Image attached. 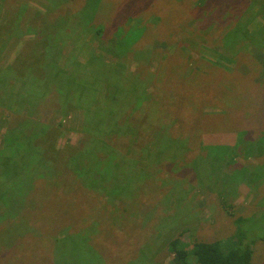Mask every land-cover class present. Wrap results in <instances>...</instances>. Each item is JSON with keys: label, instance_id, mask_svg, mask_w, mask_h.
Listing matches in <instances>:
<instances>
[{"label": "rangeland", "instance_id": "374dc122", "mask_svg": "<svg viewBox=\"0 0 264 264\" xmlns=\"http://www.w3.org/2000/svg\"><path fill=\"white\" fill-rule=\"evenodd\" d=\"M18 2L21 6L14 7ZM189 5L190 0L0 2V150L5 131L18 128L15 155L1 158L0 168L7 171L0 173V192L5 194L8 188L11 201L0 202V264H174L170 243L176 237L188 248L194 240L237 235L252 243V264H264V87L244 103L241 116H236L239 112L230 101L243 100L242 84L261 75L264 13L257 11L253 0H234L217 4L215 11L193 10L179 30H168L184 19ZM5 11L9 17L4 16ZM38 12L48 15L43 24L50 31L57 29L56 22L51 23L54 15L55 19L59 15L60 23L67 18L49 44L40 41L45 25ZM6 19L12 22L5 25ZM239 19L249 35L231 43L227 33ZM102 28L103 35L115 31V39L124 37L121 42L116 39L120 46L138 43V47L131 52H122L120 47L107 50L97 34ZM45 44L50 49L42 54ZM92 52L99 54L95 64L105 71L92 73L87 68L83 81L91 89L93 82L107 81L115 103L98 102L95 109L101 106V113L90 119L88 128L82 111L79 109L80 115L75 111L69 97L58 104L45 101L49 96L36 88L44 84L43 78L35 79L29 70L22 73L27 70L23 63L12 67L17 58L30 62L34 55L46 70L54 65L70 70L75 63L90 65ZM212 67L229 74L218 87L226 101H221L217 91L204 97V102H200L203 97L199 99L204 114L216 115L208 117L209 126L200 138H195L193 117L185 132L178 127L174 130L173 118L168 116L152 131L138 128L144 113L139 106L143 99L151 101L160 94L157 87L171 84L173 76L179 75L186 95L195 97L192 76L206 75ZM138 68L143 70V81ZM94 74L99 78L94 80ZM261 81L264 83V74ZM96 88L98 92L90 96L105 97L106 86ZM125 112L132 124L121 121ZM28 115L44 123L35 129L37 135L45 128L48 132L43 141L35 143L41 154H28L33 141V130L24 120ZM236 125L252 129L259 138L235 139L232 128ZM19 127L23 148L18 157ZM90 130L95 135L87 142ZM83 158L86 174L80 178L72 163ZM57 169L77 176L63 181L66 187L80 185V190L67 187L68 193H62L42 213L46 219L31 212L34 224L21 226L17 217L28 209L30 190L39 188V193H45L46 180ZM98 194L109 204L107 210L105 205L93 212L95 205L90 202ZM34 225L35 232L31 230Z\"/></svg>", "mask_w": 264, "mask_h": 264}, {"label": "trees", "instance_id": "16d2710c", "mask_svg": "<svg viewBox=\"0 0 264 264\" xmlns=\"http://www.w3.org/2000/svg\"><path fill=\"white\" fill-rule=\"evenodd\" d=\"M182 1H185V0H182ZM253 1L256 5L257 11L264 13V0H253ZM0 2L4 3V5H8L11 3V0H1ZM195 2L196 0H190V5H189L190 10L185 14L184 19L174 24L170 28H168V30H175V31L179 30V25H181V23H183L185 19L187 20L189 18V15L192 14L193 10L210 12L214 9L215 11L217 4H220V5L230 4L234 2V0H198L197 5L195 4ZM251 4L252 3L250 2L249 6H251ZM18 5L21 6L20 2H18V4L13 5V6L17 7ZM25 13L26 11H24V14ZM38 14L42 18V25H45L43 30L41 31L42 39L40 41H46V43L49 44L52 41V35L56 36V33L60 30L59 26L62 27V24L67 22L66 21L67 18L66 20L64 19L63 23H60V21H58L59 15H57L56 19L54 15L52 17L51 23L56 22V24L54 23V27H57V29L50 31L47 28L46 24H43L44 19H45L44 17H47L48 15L44 16L40 12H38ZM85 15H86V8H85ZM4 16L9 17V13L6 12ZM22 17H23V12H22V15H20L19 17L20 23H22ZM241 21L242 20L239 19L236 22V24L232 26L231 30L227 33L231 37L229 42L234 43L236 37H242V38L248 37L249 31L247 29V26L244 22H241ZM11 22L12 21H9V19H6L4 24L7 25ZM34 23H35V26H37L36 20L34 21ZM263 30H264V26L261 28V31ZM102 31H103V28L102 30L101 29L98 30L97 34L100 38H103L102 39L103 41H105L107 50H111V48L120 47V50L122 52H125V51L131 52L132 50H134V48L138 47V43L135 45L126 43L125 45L120 46L118 42H121L122 40H124V37L121 39L116 38L118 40L117 42L115 39V31H113L110 35H103ZM48 44H45L42 46L44 47L43 48L44 52L42 54H45L46 49L48 50L50 49V48H47ZM239 52L241 53L242 51H239ZM240 53H237V54H240ZM32 57H34L35 60L30 61V62H26V60H22V58L19 57L15 61V66H12V67L16 68L18 64L20 65V63H23L24 65H26L27 70H24L22 73L27 72L29 70L31 71L30 73L31 76H33L35 79L43 78L44 84L43 85L37 84L38 86H36V88H39L40 90L39 94L49 96V98L48 97L45 98V101H51V102H54V104H58V102L60 103L63 100V98L67 99V97H69L71 103H73L74 106L77 107L75 111L78 114H79V109L82 111L81 118L85 122V124L91 122L90 119H92L93 116L97 118L99 116L98 113H101V110H99L101 106L95 109L96 104L98 102L102 101V103H104L105 100H110L115 103L114 98H113L114 96L113 92L110 90L111 84H109L107 81H100L99 83L93 82L92 89L89 87L90 85L89 83H86L85 81H83V73L87 71V68H89V70L92 73H102L105 71V70H102V71L100 70L98 63L95 64V62H99L100 60V56L96 52L91 53V57L88 61V63L92 66L82 64V63H77V64L75 63V65L72 66L70 70H68L66 67L60 68L59 65L57 66L54 65L51 68L46 70L44 68V65L40 57L36 58L34 55ZM260 67H261L260 69L261 75L257 76L258 78L251 80L249 84H246V85L242 84V86L244 87L243 100H239V99L230 100L233 103V105H235V109L239 112L236 116H241L244 114L245 105L249 102L248 99L251 96H253L257 91L263 89L264 87V83L261 81V77L264 74V67L263 66H260ZM212 68L213 69L210 70L209 73L206 75L199 73L196 76H192V78H194L193 79L194 81H191V82L195 85V89H196L195 97L186 95L188 93L185 92V88H184L185 84L183 83V80L179 75L173 76V78L171 79V82H172L171 84L166 86V84L164 83L162 84L163 86L157 87V90L160 92V94L156 98H154L155 95L152 94L154 99L152 98L153 100L151 101H148L149 99L147 98L143 99L144 100L143 103L139 106L140 108L144 109V113L142 114L140 121L138 122V125H137L138 128L143 131V126H144V130L149 129L152 131L154 127L157 128L160 120L164 116H168L170 118H173L171 127L174 130L176 127H178L179 130L185 132L190 127V124L188 121L193 117L194 118L193 120H196L194 123L197 127L196 129L193 128L195 138L196 136H197L196 139L200 138V133L203 132L207 126H209L208 122L210 121V119H208V117H213L216 115L204 114L203 110L200 109L201 104L199 105L198 101L201 97L203 98L205 97L208 99L209 94L216 92V91L220 92L219 96H221L223 92L220 91L218 87L222 83L224 84V81L226 82V76L229 75L226 71L220 68H216V67H212ZM136 71H138V74H137L138 77H140L141 81H143V70H139L138 68L136 69ZM99 76H100L99 74L92 75V77L95 78L94 80L99 78ZM102 85L106 86L105 97L100 98L99 96L96 99L92 98L90 96L91 92H94V93L98 92L96 86L100 87ZM205 98L200 102H204ZM222 98L223 99H221V101L224 103L226 101L225 96L222 95ZM242 104H244V108ZM133 108L136 109L137 108L136 105H134ZM31 109L33 108L30 107L29 110ZM127 113L128 112H125V114ZM234 119H236L235 120L236 122L240 121L239 117H235ZM24 120H25V123L27 124V128L33 130V141L32 142L30 141L31 149L29 150L28 154H38V151L40 153L41 147L40 145H36L35 143L40 140L43 141L45 136L48 134V132H45L46 128L43 131V133H41L40 135H37V133L35 132L36 128L38 127L40 128L44 124L43 121H41L40 119H37V118L32 119L28 115L27 117H25ZM121 121L122 122L127 121L132 124L131 121L133 120L130 118L129 114H127L121 117ZM89 125L90 124L86 125L87 128ZM20 128L21 127H19V130H18V157L20 155L19 151H21L23 148V143L21 142L22 137L20 136L21 135ZM17 129L18 128H10V129H7V131H5V134L3 136V143H2L4 147L0 150V167L3 166V161L1 162V158H7L9 155H15L13 142L15 141L14 133H16ZM232 129H234L235 139L238 136L239 138L244 139V141L252 140V138H259L256 132L253 135V130L250 128H248L247 130H242V127H240L239 125H236V127ZM212 130H215V129H212ZM151 131H146V132H148L150 135V134H153V132ZM136 132L139 134L138 129ZM146 132L144 131V133ZM87 134L89 138H87L86 141L91 142L92 140L91 135H95V131H91V130L87 131ZM50 135H52L51 132H50ZM194 143H197V142L194 141ZM85 145L88 146V143ZM192 149H194V147ZM85 159L86 158H83V160L72 163L75 166L74 168H72V170L75 169L76 175L78 177L86 174V171L83 168V166H85L84 164ZM14 163L15 165L18 166L19 158H18V163L16 162ZM58 163L59 161L55 159L54 164L57 165ZM3 169L5 170L4 167L2 169L0 168V173L3 171ZM6 171L7 169L3 171L2 173H5ZM77 176L69 172L67 174L66 173L62 174L60 172V169L55 170V172L51 176H49L50 179L46 180V183L43 187V190H47L45 193L43 194L39 193L38 191L39 188H36L35 189V191L37 192V197H36L35 191L30 190V195L27 197V199L25 198L28 201L27 202V206L29 205L28 209L26 207L27 210L26 209L22 210L21 212H23V214L18 215L17 217L18 223L21 226L22 225L26 226V223L34 224L35 222L34 219L30 217V215H32L31 212L37 214L42 219H46V216L43 215L44 212H46V208L50 204L57 202V200L60 198V195L62 193H68L67 187H70V186L66 187L64 185V181L67 179V177H77ZM64 178L65 180L63 181ZM20 184H22V181ZM79 187L80 185H77V186L75 185L74 187L71 186L70 188H73L72 190L76 191V190H80ZM81 189L84 190V188L82 187ZM5 190H6L5 194L3 190L0 192V198H1L0 202H3L5 199L10 204L11 197L10 195L9 196L7 195V190L9 189L5 188ZM70 193H72V191ZM87 196H91V194L89 193ZM90 203L91 205H95V207H93L95 209L93 212L100 211L101 209L105 207V205H106L105 210H107V206L109 204V202L107 200L105 201L102 198V196H100L99 194L96 200ZM113 207L116 209L115 206ZM33 208H36V209L33 210ZM105 214H107V212ZM35 228L36 227L34 225L31 230L35 232ZM26 229L28 230V228ZM26 232L27 231L19 234L21 236L20 239H23L26 236L27 234ZM39 232L40 231L38 230L37 234ZM237 236L233 238H227L224 240H221V239L213 240V241L194 240L189 245L188 248L182 247L183 244L182 243L180 244L179 237H176L172 239L170 243L171 245L170 246V256L172 257L174 264H252V258H253L252 243L247 241L246 237H243V236L237 237Z\"/></svg>", "mask_w": 264, "mask_h": 264}]
</instances>
